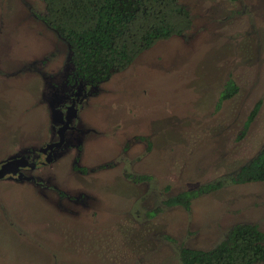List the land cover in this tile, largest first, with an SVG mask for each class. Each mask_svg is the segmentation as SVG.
Returning <instances> with one entry per match:
<instances>
[{
    "label": "rangeland",
    "instance_id": "obj_1",
    "mask_svg": "<svg viewBox=\"0 0 264 264\" xmlns=\"http://www.w3.org/2000/svg\"><path fill=\"white\" fill-rule=\"evenodd\" d=\"M178 2L192 28L92 94L82 81L68 151L0 180V264H182L181 248L212 250L237 225L264 233V182H233L264 148V0ZM44 14L0 0V163L55 140L66 113L71 52ZM229 78L239 93L219 106ZM214 183L190 210L163 205Z\"/></svg>",
    "mask_w": 264,
    "mask_h": 264
},
{
    "label": "trees",
    "instance_id": "obj_2",
    "mask_svg": "<svg viewBox=\"0 0 264 264\" xmlns=\"http://www.w3.org/2000/svg\"><path fill=\"white\" fill-rule=\"evenodd\" d=\"M41 1L45 6L41 20L70 48L73 69L67 76V87L83 81L92 91L113 75L127 70L157 43L182 36L193 25L189 10L178 0ZM238 93V84L229 78L219 106ZM260 108L259 102L244 122L238 139L246 137ZM138 180L135 178L136 182ZM233 182H264V148L241 168ZM217 188V183H214L184 191L163 202V205L190 210L194 199ZM160 210L158 208L154 213ZM180 258L182 264L264 263V233L255 225H237L224 234L223 240L214 249L203 251L184 247L180 250Z\"/></svg>",
    "mask_w": 264,
    "mask_h": 264
},
{
    "label": "flooded vegetation",
    "instance_id": "obj_3",
    "mask_svg": "<svg viewBox=\"0 0 264 264\" xmlns=\"http://www.w3.org/2000/svg\"><path fill=\"white\" fill-rule=\"evenodd\" d=\"M71 72H72V70H71ZM66 80H67V78L65 79V82H64L65 85L63 86V90L61 89L62 90L61 100L62 99L65 100L66 97H68V98L70 97V99L67 103L68 105H67L65 114L62 113L63 110L59 107L62 115L56 124V128H55L56 138H55V140L51 141L50 143L44 144L37 151H29V152L22 154L21 156H18L17 158H24L29 165L27 167L21 168V171L17 175H10V176L5 177L4 179H1V180H10V182H13V183L14 182L28 181L26 179L24 180L23 178H25L24 177V171H27V169L32 167V165H31L32 158L31 157H33V156L35 157L37 155V153H39L37 158H42L44 156L46 163L51 162L59 154L68 151L69 146L71 145L69 143V136H68L69 133H73V132L75 133L76 132L77 135L80 133V129L76 125V121L78 120V114H79V109L77 108V105L83 104L85 102V100L88 98V96L86 94H84L82 96V98L79 99V101H78L77 99L79 98V95H80L79 89L81 88L80 83L82 81H79L78 85L67 87ZM80 93H82V92H80ZM92 93H93V91L91 92V94ZM61 100L59 101V103L61 102ZM69 102H70V104H69ZM68 116H71L73 118L71 120V123L69 124L68 129L65 132H62V129L64 128L65 124L67 123ZM61 140H63L62 143H61ZM58 144H60V145L58 146ZM3 163H4V161L1 162L0 165ZM19 175H22V177H20ZM29 182L34 184L35 181H29Z\"/></svg>",
    "mask_w": 264,
    "mask_h": 264
},
{
    "label": "water",
    "instance_id": "obj_4",
    "mask_svg": "<svg viewBox=\"0 0 264 264\" xmlns=\"http://www.w3.org/2000/svg\"><path fill=\"white\" fill-rule=\"evenodd\" d=\"M73 117L68 116L67 123L65 124L64 128L62 129V132H65L69 124L71 123ZM62 139V138H61ZM63 140H61V143ZM60 144H58L59 146ZM29 164L24 158H12L3 164L0 165V180L4 179L5 177H8L10 175H17L21 168L27 167Z\"/></svg>",
    "mask_w": 264,
    "mask_h": 264
}]
</instances>
